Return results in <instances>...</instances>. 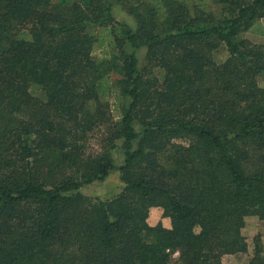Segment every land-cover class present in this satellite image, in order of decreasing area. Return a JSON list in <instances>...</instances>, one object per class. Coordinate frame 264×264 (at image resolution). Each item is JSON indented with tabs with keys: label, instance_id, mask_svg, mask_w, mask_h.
Returning a JSON list of instances; mask_svg holds the SVG:
<instances>
[{
	"label": "trees",
	"instance_id": "obj_1",
	"mask_svg": "<svg viewBox=\"0 0 264 264\" xmlns=\"http://www.w3.org/2000/svg\"><path fill=\"white\" fill-rule=\"evenodd\" d=\"M263 18L264 0H0V264L247 252L246 217L264 220V45L243 33ZM114 170L116 195L82 193ZM155 206L170 225L149 223ZM248 264H264L259 235Z\"/></svg>",
	"mask_w": 264,
	"mask_h": 264
},
{
	"label": "rangeland",
	"instance_id": "obj_2",
	"mask_svg": "<svg viewBox=\"0 0 264 264\" xmlns=\"http://www.w3.org/2000/svg\"><path fill=\"white\" fill-rule=\"evenodd\" d=\"M134 1V0H133ZM135 3V2H134ZM211 9L219 11L220 9L216 4H212ZM113 14L117 20L125 22L132 26L134 29L138 27V21L136 16L129 11L128 5H120L116 4L113 8ZM264 30V18L260 20ZM261 29V30H262ZM244 37L249 38L252 42L257 44L264 45V32H244ZM104 50L101 48H97L94 50V54L96 56H103ZM229 56V52L226 46L221 45L219 50L213 52V58L221 63L227 59ZM138 57L140 67L145 71V76L149 78L158 79L160 82L163 80V71L159 69L158 66H149V62L147 61V51L146 47H142L138 50ZM40 98L44 97L43 92H39ZM106 98L109 100V107L111 108V112L114 115V119H117L118 110L117 104L114 103V97L112 95H107ZM94 139L92 141H97V137L99 134L96 133ZM117 148L113 151V155L118 164L123 161V148L122 142L117 141ZM123 186V182L120 178V171L114 170L112 171L106 179L103 181H96L92 184L85 185L81 188L82 193L90 196V197H99L102 199L111 198L116 195ZM150 224L155 225L159 221H162L165 225H170V218L163 216V209L161 207L155 206L151 208L150 215L148 218ZM243 232L247 238L249 243V250L247 252H239L237 254H227L223 257V264H248L249 260L253 256V250L255 246V237L257 235L260 236L261 244L263 246V254H264V220L260 219L258 216L250 215L246 217V225L243 228ZM181 252L177 250L173 254V260L178 259Z\"/></svg>",
	"mask_w": 264,
	"mask_h": 264
}]
</instances>
